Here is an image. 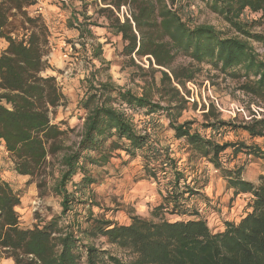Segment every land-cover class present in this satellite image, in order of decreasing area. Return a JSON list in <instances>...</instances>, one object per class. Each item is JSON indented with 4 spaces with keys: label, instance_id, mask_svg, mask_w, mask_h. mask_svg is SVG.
Wrapping results in <instances>:
<instances>
[{
    "label": "trees",
    "instance_id": "obj_1",
    "mask_svg": "<svg viewBox=\"0 0 264 264\" xmlns=\"http://www.w3.org/2000/svg\"><path fill=\"white\" fill-rule=\"evenodd\" d=\"M202 1L234 29L233 34L198 23L189 9L193 0L109 1L102 10L110 13L114 33L124 39L127 52L147 57L157 66L151 69L162 75L159 84L155 77L146 80L138 93L102 80L100 68L91 71L78 103L84 115L76 140L72 139L75 128L55 121L57 108L66 105L68 98L56 75L48 72L52 69L50 27L41 14L28 10L37 0H0V39L6 41L0 53V141L17 173L37 180L40 190L52 180L50 192L60 198L61 206L60 213L49 219L23 226L22 192L0 174V260L13 258L15 264H264V171L253 182L244 177L242 166L231 167L242 153L264 158V151L243 141L220 143L194 128L192 121L176 120L187 102L177 86L185 88L199 71L198 65L208 63L234 80L237 90L249 99L248 107L254 104L256 110L251 109L249 120L234 123L219 120L211 106L204 113L203 127L221 132L228 126L242 129L251 138L264 137V52L250 41L264 49V31L253 29L264 25V0ZM112 6L119 12L127 7L129 15L124 14L123 20L113 17ZM247 12L258 18H247ZM88 20L73 12L69 25L80 29L83 38L91 35ZM99 48L94 50L96 57ZM181 55L191 59L189 64H174ZM156 94L169 105L155 102ZM170 110L179 113L173 116ZM140 111L148 117L141 128L134 119ZM163 116L170 118L174 138L184 140V163L155 136ZM113 159L122 165L138 161L139 180L157 184L161 199L150 218L133 215L123 224L94 211L100 207L96 185L105 175L116 174L111 173ZM203 160L218 170L234 196L248 198L243 216L225 221L222 230L212 228L203 212V204L210 202L203 192L210 171L206 168L203 174L198 169ZM168 214L179 218L169 219ZM98 238L126 251L131 259L123 260L97 246Z\"/></svg>",
    "mask_w": 264,
    "mask_h": 264
},
{
    "label": "rangeland",
    "instance_id": "obj_2",
    "mask_svg": "<svg viewBox=\"0 0 264 264\" xmlns=\"http://www.w3.org/2000/svg\"><path fill=\"white\" fill-rule=\"evenodd\" d=\"M109 1L107 0L105 3L103 0H37L34 6L28 8L35 14H41L50 27L53 44L48 58L52 69L49 68L48 72L56 75L59 85L68 98L66 105L57 108L55 121L63 120L66 122L65 127L70 126L76 129L75 133L72 134V139L78 140L77 134L83 124L84 114L79 110L78 103L84 94L83 81L91 71L100 68L98 76L102 80H111L117 85L132 88L138 93L142 92L146 80L150 81L155 77L157 84H159L162 75L159 70L153 69V71L151 69L152 67L156 69L157 66L151 65L147 57H140L135 53L129 54L127 52L124 39L121 35L114 33L110 13L102 10L109 6ZM113 8L115 7L112 6L111 9ZM189 9L197 18L198 23L212 24L229 35L234 33V29L221 16L208 8L202 0H193ZM187 11L188 8L185 9L186 13ZM73 12L80 15L82 20L85 17H90L88 21L90 22L91 35L86 34L82 38L81 30L69 25V18ZM124 14L126 13L124 12ZM124 14L122 10L119 12L115 8L113 17L118 16L123 20ZM246 17L257 19L258 14L247 12ZM253 29L264 31V25L254 26ZM250 41L256 49L264 52L261 43ZM98 45L101 46L99 48L101 53L96 57L94 50ZM5 46V39H0V53ZM76 49L80 51L76 52ZM190 61V58L181 55L176 57L174 64L187 65ZM198 68L199 71L195 78L186 82L185 88L180 85L177 86L187 100L184 105L185 108L179 116H177L179 110H170L173 116H177L178 123L192 121L194 128L203 135L213 137L220 143L243 141L247 144H255L264 151V137L251 138L242 129H232L228 126L222 128L221 132H218L217 129L203 127V123H206L204 113L208 112L211 106L219 120L233 121L234 123L249 120L251 109L256 110V106L252 104L251 107H248L249 99L237 90L236 82L230 77H226L208 63L198 65ZM154 101L162 105H169L157 94L154 96ZM134 119L141 128L146 124L148 117L143 111H140L134 113ZM169 120L170 118L167 116L160 119L158 124L160 126L157 127L155 136L163 145L170 146L176 157H182L181 163H184L187 158L185 149L182 147L184 140L174 138V131L169 127ZM210 121H215L214 115L210 116ZM228 151L230 152V149ZM114 162L119 166L117 169L120 171L114 175H105L103 182L96 185L95 190L100 207H95L94 211L103 213L107 219H114L123 224L130 222L133 215L150 218L153 207L161 199L157 184L147 179L139 180L142 175V168L138 161H132L126 165H122L119 159H115ZM234 165L242 166L245 177L254 181L264 171V158H250L242 153L231 164V167ZM206 168L210 171V178L203 192L210 199V202L204 203L202 208L208 222L212 225L211 227L218 230L220 225L225 226V221L230 219L229 213L231 207H234L232 200L231 202L228 200L223 203V206L228 207V210L222 212L220 198L224 193L231 190L227 189L225 179L212 165H208L204 160L201 161L198 167L199 173H203ZM114 171L115 169L111 170V173ZM0 174L5 175L13 187L22 192L19 212L23 226L31 227L60 213V198L50 192L52 180L48 179L47 186L42 188V193L37 180L30 181L29 177L15 171L14 160L1 141ZM243 198L245 200L244 205L241 212L238 214L236 212V218L244 214L248 198L246 196ZM167 217L169 219L179 218L172 214H168ZM213 217L216 224L213 222ZM95 244L103 249H108L113 255L123 260L131 259L126 251L107 244L104 238L96 239ZM0 264H15V262L13 258H2Z\"/></svg>",
    "mask_w": 264,
    "mask_h": 264
},
{
    "label": "crops",
    "instance_id": "obj_3",
    "mask_svg": "<svg viewBox=\"0 0 264 264\" xmlns=\"http://www.w3.org/2000/svg\"><path fill=\"white\" fill-rule=\"evenodd\" d=\"M114 160L115 159H113L112 160V162H113V164L115 165V172L117 173L118 171H120V170H118L117 168L119 167L115 162H114ZM218 171V170H217ZM244 173V172H243ZM4 177H5V175H4ZM213 177V176H212ZM244 177H245V175H244ZM6 178V177H5ZM246 178V177H245ZM246 179H248V178H246ZM248 180H250V179H248ZM250 181H253V180H250ZM258 181V179L257 180H254L253 182H257ZM243 197H245V196H243ZM243 197H241V195H238V196H234L233 195V191L231 190L230 192H227V193H224L223 195H222V197L220 198V201H221V206H222V212L224 211V212H226L227 210H228V207H225V206H223V203L224 202H227L228 200L231 202V200H232V205L234 206V207H231V211H230V213H229V217H230V219H227L226 221H230V220H234V221H238L243 215H241V216H239V217H237L236 218V212H237V214L239 213V212H241V209H242V207H243V205H244V198ZM232 198V199H231ZM225 205V204H224ZM243 211V210H242ZM220 212H221V210H220ZM244 213V212H243ZM213 222H214V217H213ZM129 222H125L124 224H128ZM209 223V225L210 226H212L211 224H210V222H208ZM214 224H216L215 222H214ZM220 224H222V223H220ZM224 225H220V228L218 229V230H222V229H224Z\"/></svg>",
    "mask_w": 264,
    "mask_h": 264
},
{
    "label": "built area",
    "instance_id": "obj_4",
    "mask_svg": "<svg viewBox=\"0 0 264 264\" xmlns=\"http://www.w3.org/2000/svg\"><path fill=\"white\" fill-rule=\"evenodd\" d=\"M125 10V11H124ZM124 12L127 14V15H129L128 14V11H127V8H125V7H123V9H122V13L124 14Z\"/></svg>",
    "mask_w": 264,
    "mask_h": 264
}]
</instances>
